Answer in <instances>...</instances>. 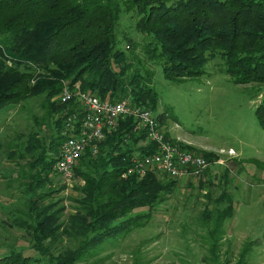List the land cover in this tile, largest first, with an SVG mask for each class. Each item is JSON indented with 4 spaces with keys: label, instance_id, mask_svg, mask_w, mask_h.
I'll list each match as a JSON object with an SVG mask.
<instances>
[{
    "label": "trees",
    "instance_id": "16d2710c",
    "mask_svg": "<svg viewBox=\"0 0 264 264\" xmlns=\"http://www.w3.org/2000/svg\"><path fill=\"white\" fill-rule=\"evenodd\" d=\"M127 12L136 14L137 29L149 35L146 54L161 62L167 78L202 75L207 62L220 57L221 71L236 83L264 85V0H0V107L45 93L55 124L47 142L34 144L21 173L27 183L20 225L38 255L12 251L0 256V264H102L103 243L146 224L150 213L135 210L159 204L176 189L177 179L156 170L143 177L125 175L136 154L154 148L144 144L147 131L135 130L133 119L125 117L106 131L96 155L88 151L80 158L75 175L84 182L76 187L81 194L68 221L61 220L64 204L47 201L58 190L51 173L66 139L67 113L75 109L74 103L51 100L66 80L80 82L83 90L103 99L129 97L158 110L159 95L141 72L143 61L134 67L119 46L118 28ZM146 74H152L148 68ZM255 114L264 128V89ZM166 118L158 114L161 124ZM205 155L212 164L218 158ZM209 205L201 218L208 223L210 249L218 259L234 204L223 192L215 206ZM61 235L73 244L57 249ZM94 256L97 260L89 263Z\"/></svg>",
    "mask_w": 264,
    "mask_h": 264
},
{
    "label": "rangeland",
    "instance_id": "374dc122",
    "mask_svg": "<svg viewBox=\"0 0 264 264\" xmlns=\"http://www.w3.org/2000/svg\"><path fill=\"white\" fill-rule=\"evenodd\" d=\"M136 21L134 12L123 14L119 46L134 67L143 61L141 72L159 95L157 112L167 116L165 135L218 155L223 162H215L196 178L177 179L174 192L159 204L136 209L150 213L146 224L103 243L98 259L102 264H264V128L255 114L264 85L236 83L221 71L220 57L208 61L202 75L167 78L161 62L146 54L150 37L137 29ZM60 92L51 100L62 105ZM46 108L45 93L0 107V256L12 251L38 255L30 234L20 225L19 209L26 198L22 166L26 167L34 144L47 142L55 127ZM51 177L58 190L47 201L65 205L61 220L66 222L76 211L75 199L81 194L76 187L84 180L78 175L65 180L56 172ZM223 192L232 197L234 213L225 221L215 259L201 212L207 204L215 206ZM71 244V238L61 235L57 249ZM247 246L249 251L242 256ZM93 260L97 256L88 262Z\"/></svg>",
    "mask_w": 264,
    "mask_h": 264
},
{
    "label": "built area",
    "instance_id": "2783aa9c",
    "mask_svg": "<svg viewBox=\"0 0 264 264\" xmlns=\"http://www.w3.org/2000/svg\"><path fill=\"white\" fill-rule=\"evenodd\" d=\"M61 103H74L75 109L67 113L64 133L66 139L60 145V154L55 170L65 180L75 176V168L86 152L96 155L106 131L115 129L120 119L131 117L135 130H146L147 140L154 148L147 154H136L132 165L125 173L143 177L149 170H156L174 179L196 178L202 175L212 161L205 153L184 148L179 142L167 137L158 112L147 105L134 104L129 97L103 99L99 95L83 90L80 82L74 85L64 82L59 94ZM234 153V150H232ZM223 162L222 159L216 161Z\"/></svg>",
    "mask_w": 264,
    "mask_h": 264
}]
</instances>
